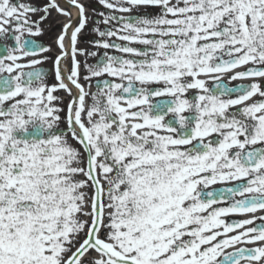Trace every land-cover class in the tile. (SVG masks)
I'll list each match as a JSON object with an SVG mask.
<instances>
[{"label": "snow or ice", "instance_id": "obj_1", "mask_svg": "<svg viewBox=\"0 0 264 264\" xmlns=\"http://www.w3.org/2000/svg\"><path fill=\"white\" fill-rule=\"evenodd\" d=\"M98 2L0 0V264H264V0Z\"/></svg>", "mask_w": 264, "mask_h": 264}, {"label": "flooded vegetation", "instance_id": "obj_2", "mask_svg": "<svg viewBox=\"0 0 264 264\" xmlns=\"http://www.w3.org/2000/svg\"><path fill=\"white\" fill-rule=\"evenodd\" d=\"M13 2H15V0H13ZM20 2L22 3H36L37 0H20ZM60 4L62 7H66V5L64 4V0H59ZM83 2L88 5V8H87V12H88V15L90 17H93L94 19H99V20H102L103 18L102 17H99L98 14L100 12H104V13H108L110 10L106 9L103 5L99 4L98 0H83ZM68 11L72 12V15L73 17L76 16V10L74 8H69ZM150 11H153V12H156L158 11V9H150ZM135 12V10H134ZM117 15H129L128 13H116ZM34 19L38 18V17H33ZM67 22V18L66 17H63V16H60L58 15L55 10L52 11V14L51 16L49 17V19L44 22V24L42 25V27H44L45 31L43 33V35L39 36V37H35L34 39L37 40V42L39 43H42L44 44L45 46L47 45H52V52L50 53V55L52 56H55V55H58L59 52H58V49L55 47V41H56V37L57 35L59 34L60 32V28L57 27V25H61L63 23H66ZM95 25L93 24V22L90 20L89 22V28H86L84 33H82V36L84 37H87L88 39H92L93 37H95L96 39H99V36L98 34L94 33L91 31V27H94ZM100 27L102 30H104V28L106 26H104L102 23L100 24ZM115 39V38H113ZM119 42V41H117ZM68 45V41L67 39L65 40V46L67 47ZM79 47H87L89 48L91 51H97L99 54H102L104 53V51H106L105 49L103 48H95L91 43H87L86 41L84 40H81L80 44L78 45ZM137 47H139V45H135ZM109 52L110 55H113V54H116L118 55L119 53L115 52V50H107ZM78 59L80 60H84L85 58L84 57H78ZM88 63H95V60L96 58H93V57H88ZM37 67H40V66H37ZM44 69L46 71L48 70H51L52 69V62L51 61H48L46 62L44 65H43ZM81 71L83 72V68L81 69ZM111 79L110 77H104V78H101V79ZM47 79H49V82L50 83H55V80H54V72L49 75L47 77ZM248 83H251L250 80H237V81H232L230 83V86L232 85H237V84H248ZM211 84V82H210ZM92 91H95V80L93 81V87H92ZM58 95L64 97L65 99V102H67V96L64 92H59L57 93ZM189 95H191V93H189ZM63 127V125H61ZM227 186H231V184L227 185ZM216 188H220L221 185H216L214 186ZM237 199H239V197H237ZM251 214L249 215H230L228 217H225L226 221H231V220H238V219H247L250 217ZM257 216H260V215H264V213H256ZM257 223H259V221H257ZM236 247H247V248H252V247H255V245L253 244H245V245H237ZM229 251H231V249H229ZM92 255H95V253H93Z\"/></svg>", "mask_w": 264, "mask_h": 264}]
</instances>
